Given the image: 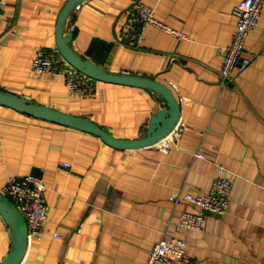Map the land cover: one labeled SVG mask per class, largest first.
<instances>
[{
    "label": "crops",
    "instance_id": "1",
    "mask_svg": "<svg viewBox=\"0 0 264 264\" xmlns=\"http://www.w3.org/2000/svg\"><path fill=\"white\" fill-rule=\"evenodd\" d=\"M144 1L183 36L149 26L142 42L132 43L126 30L138 0L82 2L66 32L83 58L172 88L181 114L171 146L116 149L0 105V192L27 173L47 187L48 221L19 264H145L166 234L186 241L192 264H264V7L246 44L251 65L223 84L242 0ZM66 2L2 0L0 89L86 117L118 138L146 136L151 117L167 107L154 91L96 80L95 92L82 96L62 75L32 69L38 49L58 50ZM202 150L231 172V202L225 214H208L202 230L181 228L184 210L200 211L185 194L210 191L215 179L213 165L196 156ZM12 249L0 214V262Z\"/></svg>",
    "mask_w": 264,
    "mask_h": 264
},
{
    "label": "built area",
    "instance_id": "2",
    "mask_svg": "<svg viewBox=\"0 0 264 264\" xmlns=\"http://www.w3.org/2000/svg\"><path fill=\"white\" fill-rule=\"evenodd\" d=\"M1 5L2 0H0ZM263 7L264 0H242L235 7L236 29L230 44L225 49L220 70L223 84L233 82L235 73H243L251 65L252 56L246 54V44L251 32L259 24ZM149 26L183 36L181 32L162 21L154 6L144 0H138L132 12L126 36L132 43L139 45ZM32 69L37 73L62 75L69 90L77 95L89 96L95 92L96 80L74 68L57 49H38L33 59ZM178 126L176 124L172 131L157 144L162 148H169L171 134L178 129ZM196 156L213 165L216 172L215 179L210 191L185 194L184 199L199 207L200 211L184 210L179 226L202 230L208 214L223 215L228 211L233 184L231 172L226 166L203 150ZM69 167L71 164L65 163V168ZM46 191L47 187L43 178L32 173L11 177L3 190V194L12 200L26 220L27 246L40 236L48 221L49 205L45 198ZM176 199L173 195L172 200ZM145 264H192V258L188 253L187 243L182 237L166 234L155 244Z\"/></svg>",
    "mask_w": 264,
    "mask_h": 264
},
{
    "label": "water",
    "instance_id": "3",
    "mask_svg": "<svg viewBox=\"0 0 264 264\" xmlns=\"http://www.w3.org/2000/svg\"><path fill=\"white\" fill-rule=\"evenodd\" d=\"M85 1L87 0H67L62 8L56 29L58 50L69 64L95 80L148 89L159 94L167 107L151 117L147 135L134 140L118 138L86 117L58 110L3 89H0V105L13 108L35 118L94 134L116 149L133 150L156 145L178 123L181 114L180 101L172 88L159 80L148 76L112 72L93 60L83 58L76 53L71 46L73 34L66 32V26L73 11ZM0 214L11 228L13 236V249L0 264H19L27 247L28 228L26 220L12 200L2 192H0Z\"/></svg>",
    "mask_w": 264,
    "mask_h": 264
},
{
    "label": "rangeland",
    "instance_id": "4",
    "mask_svg": "<svg viewBox=\"0 0 264 264\" xmlns=\"http://www.w3.org/2000/svg\"><path fill=\"white\" fill-rule=\"evenodd\" d=\"M200 152V151H199Z\"/></svg>",
    "mask_w": 264,
    "mask_h": 264
}]
</instances>
